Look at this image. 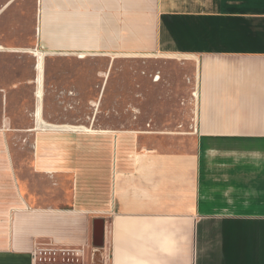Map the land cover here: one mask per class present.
<instances>
[{"label":"crops","instance_id":"obj_1","mask_svg":"<svg viewBox=\"0 0 264 264\" xmlns=\"http://www.w3.org/2000/svg\"><path fill=\"white\" fill-rule=\"evenodd\" d=\"M32 1L28 34L0 18V264H264V0ZM31 50L193 60L192 146L54 124L37 104L22 120Z\"/></svg>","mask_w":264,"mask_h":264},{"label":"rangeland","instance_id":"obj_2","mask_svg":"<svg viewBox=\"0 0 264 264\" xmlns=\"http://www.w3.org/2000/svg\"><path fill=\"white\" fill-rule=\"evenodd\" d=\"M32 4V0H19L12 10H21V15L16 11L0 18L7 25L21 24L22 32L28 34ZM36 52L44 53H29ZM31 54L23 55L22 73L35 78L37 73L32 70L37 57ZM44 54L41 107L51 123L139 132L162 150L181 151L192 146L196 116L193 60L160 54ZM36 86L22 88V120L29 124L34 122ZM25 140L22 153L28 162L31 139Z\"/></svg>","mask_w":264,"mask_h":264},{"label":"bare ground","instance_id":"obj_3","mask_svg":"<svg viewBox=\"0 0 264 264\" xmlns=\"http://www.w3.org/2000/svg\"><path fill=\"white\" fill-rule=\"evenodd\" d=\"M37 53V52H36ZM33 53L37 57V70H38V79H37V108H36V117L41 116V89H42V82H43V60L45 57L44 53Z\"/></svg>","mask_w":264,"mask_h":264},{"label":"water","instance_id":"obj_4","mask_svg":"<svg viewBox=\"0 0 264 264\" xmlns=\"http://www.w3.org/2000/svg\"><path fill=\"white\" fill-rule=\"evenodd\" d=\"M102 239H103L102 223L99 221H95L93 226V245L95 248L102 247L103 245Z\"/></svg>","mask_w":264,"mask_h":264},{"label":"built area","instance_id":"obj_5","mask_svg":"<svg viewBox=\"0 0 264 264\" xmlns=\"http://www.w3.org/2000/svg\"><path fill=\"white\" fill-rule=\"evenodd\" d=\"M49 261V264H69V261H64L61 259H53L50 257H46L45 255H38L37 259L34 261V264H47L46 262Z\"/></svg>","mask_w":264,"mask_h":264}]
</instances>
